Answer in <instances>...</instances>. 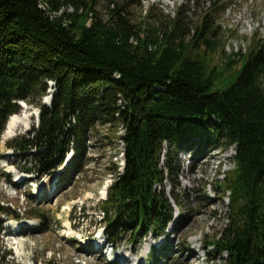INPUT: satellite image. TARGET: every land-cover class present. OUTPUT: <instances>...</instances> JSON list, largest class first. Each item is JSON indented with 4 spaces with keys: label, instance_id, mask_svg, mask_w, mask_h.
<instances>
[{
    "label": "trees",
    "instance_id": "16d2710c",
    "mask_svg": "<svg viewBox=\"0 0 264 264\" xmlns=\"http://www.w3.org/2000/svg\"><path fill=\"white\" fill-rule=\"evenodd\" d=\"M102 1L103 17L92 0H0V134L20 101L39 111L37 127L6 147L39 178L66 152L73 154L66 172H78L95 126L121 125L123 170L99 204L112 246L128 231L133 244L164 235L173 209L163 182L172 184L179 153L231 147L232 168L212 184L224 191L227 221L207 249L224 264H264V35L217 67L210 65L219 48V26L209 20L215 0L192 30L183 9L155 20L147 9L133 22L135 1ZM223 74L234 77L214 89ZM157 251L150 248L148 262L164 258L166 250Z\"/></svg>",
    "mask_w": 264,
    "mask_h": 264
},
{
    "label": "rangeland",
    "instance_id": "374dc122",
    "mask_svg": "<svg viewBox=\"0 0 264 264\" xmlns=\"http://www.w3.org/2000/svg\"><path fill=\"white\" fill-rule=\"evenodd\" d=\"M92 1L97 13L103 17V1ZM119 1L128 3L130 0ZM132 1L136 3L128 7V13L133 22H137L147 9L153 20L169 19L177 9H183L184 20L192 30L209 0ZM215 2L217 9L209 12V20L211 25L219 26V48L210 65L219 67L224 55L235 52V58H240L241 53L248 51L254 41L264 35V0ZM221 7L227 8L221 11ZM242 61L234 68L238 69ZM233 77L221 75L213 88L224 89ZM48 90L53 91L50 82L42 103L48 97ZM36 106V103L25 104L16 113L26 112L28 130L21 129L1 143L6 120L0 134V206L8 209L7 213H0V264H169L167 258L176 264H224L222 258L207 247L227 221L224 191L212 184L232 168L234 152L231 147L206 150L199 157L194 154L193 147L179 153L180 168L173 171L172 184L163 182V193L173 209L172 221L164 235L156 240L145 236L133 244L129 241L128 231L122 234L120 243L112 246L105 240L104 216L99 204L106 198L115 172H122L121 125L115 132L107 124L95 126L85 142L78 172H66L73 156L72 152H66L61 166L39 178L34 173L23 172L28 165L6 147L15 136L25 135L31 127H37ZM66 160L67 165L63 167ZM152 246L160 252L166 250L164 258L155 263L147 260Z\"/></svg>",
    "mask_w": 264,
    "mask_h": 264
},
{
    "label": "bare ground",
    "instance_id": "6f19581e",
    "mask_svg": "<svg viewBox=\"0 0 264 264\" xmlns=\"http://www.w3.org/2000/svg\"><path fill=\"white\" fill-rule=\"evenodd\" d=\"M27 127H28V117H27L25 111H21L18 115L9 116L7 119V122H6V127L4 128V131L1 135V143L5 142L6 140H8L12 136H14V134L17 133L19 130H21V129L25 130ZM67 162H68V160L65 161L63 167H65V165H67ZM48 191H49V194H51L50 189H48ZM101 195H103V194H101Z\"/></svg>",
    "mask_w": 264,
    "mask_h": 264
},
{
    "label": "water",
    "instance_id": "95a60500",
    "mask_svg": "<svg viewBox=\"0 0 264 264\" xmlns=\"http://www.w3.org/2000/svg\"><path fill=\"white\" fill-rule=\"evenodd\" d=\"M48 97H46V100H45V102H43L44 104H46V105H49L50 104V101H51V98H52V91L51 90H48ZM24 104V103H23ZM23 104H21L20 103V107L21 108H24V106H25V104L23 105ZM38 110L36 111V125H38ZM28 130V129H27ZM123 165H124V159H123ZM122 170H123V168H122Z\"/></svg>",
    "mask_w": 264,
    "mask_h": 264
}]
</instances>
